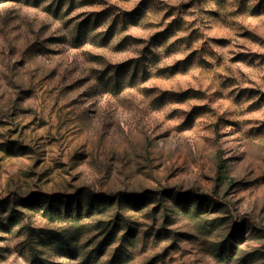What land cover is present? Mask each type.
<instances>
[{
	"label": "rangeland",
	"instance_id": "rangeland-1",
	"mask_svg": "<svg viewBox=\"0 0 264 264\" xmlns=\"http://www.w3.org/2000/svg\"><path fill=\"white\" fill-rule=\"evenodd\" d=\"M0 264H264V0H0Z\"/></svg>",
	"mask_w": 264,
	"mask_h": 264
}]
</instances>
